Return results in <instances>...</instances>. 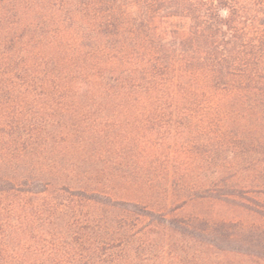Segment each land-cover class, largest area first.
I'll list each match as a JSON object with an SVG mask.
<instances>
[{
	"label": "trees",
	"instance_id": "obj_1",
	"mask_svg": "<svg viewBox=\"0 0 264 264\" xmlns=\"http://www.w3.org/2000/svg\"><path fill=\"white\" fill-rule=\"evenodd\" d=\"M262 199L264 0H0V264H264Z\"/></svg>",
	"mask_w": 264,
	"mask_h": 264
},
{
	"label": "rangeland",
	"instance_id": "obj_2",
	"mask_svg": "<svg viewBox=\"0 0 264 264\" xmlns=\"http://www.w3.org/2000/svg\"><path fill=\"white\" fill-rule=\"evenodd\" d=\"M191 212H207V213L215 214L217 217H230L232 216V214H236V215L243 214L245 217L248 216L246 211H243L238 207H231V205L216 203L215 201H210L203 204L197 203L191 206H187L183 209H179L177 211V214L184 215V214H189Z\"/></svg>",
	"mask_w": 264,
	"mask_h": 264
}]
</instances>
